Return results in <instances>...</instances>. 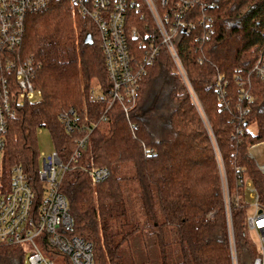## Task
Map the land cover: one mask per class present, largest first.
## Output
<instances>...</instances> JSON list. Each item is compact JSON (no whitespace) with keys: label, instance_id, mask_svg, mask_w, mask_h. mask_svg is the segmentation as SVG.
Returning <instances> with one entry per match:
<instances>
[{"label":"trees","instance_id":"16d2710c","mask_svg":"<svg viewBox=\"0 0 264 264\" xmlns=\"http://www.w3.org/2000/svg\"><path fill=\"white\" fill-rule=\"evenodd\" d=\"M132 17L136 26L149 23ZM188 20L193 28L179 29L175 44L194 96L160 48L140 82L129 119L115 104L106 121L100 120L105 105L89 100L94 84L105 93L109 88L93 24L68 0H54L27 25L21 57L36 64L33 82L42 98L24 104L10 123L3 161L23 167L39 203L37 130H47L54 150L66 160L76 140L94 125L59 188L74 221L69 235L92 245L93 264H128L125 248L136 240L144 253L131 264H153V249L158 264H231L221 180L207 127L221 154L230 194L235 196L243 179L264 204V176L246 156L249 144L264 142V78L252 72L264 55V0H202ZM86 35L90 44L84 43ZM71 108L78 130L67 133L58 115ZM92 168H105L109 176L95 183L87 174ZM129 179L137 184L142 222L127 218L123 182ZM232 209L238 262L249 264L255 250L243 225L246 208ZM43 251L70 264L45 243ZM24 259L22 247L0 249V264H24Z\"/></svg>","mask_w":264,"mask_h":264},{"label":"built area","instance_id":"2783aa9c","mask_svg":"<svg viewBox=\"0 0 264 264\" xmlns=\"http://www.w3.org/2000/svg\"><path fill=\"white\" fill-rule=\"evenodd\" d=\"M54 0H0V249L22 247L24 264H53L54 258L43 251L45 243L65 257L70 264H93L92 245L69 233L74 221L68 210L60 184L69 166L79 158L94 125L86 128L84 137L76 140V149L68 159L60 158L56 150L45 155L38 153L37 177L41 182V200H37V188L28 174L18 164L8 165L3 161L4 138L10 123L26 103L39 102L41 91L34 86L37 66L32 59L21 57V48L30 19L45 10ZM81 17L87 18L95 27L104 68L109 83L107 92L98 84L90 90L89 100L105 105V114L119 104L126 119L136 107L141 80L154 63L160 48L168 54L172 65L188 88L190 85L182 66L175 37L182 29L193 28L185 18L202 0H68ZM138 21L149 23L136 26ZM259 78H264V55H260L252 69ZM250 100L248 95H243ZM194 103L198 105L195 97ZM67 133L78 130L77 115L71 108L58 115ZM221 180L225 221L229 240L231 264H239L232 224L233 205L236 209H251L244 217V229L254 244L255 256L249 264H264V204L256 188L248 181L239 179L235 196L229 192L226 173L217 143L207 127ZM241 129L236 133L240 134ZM260 148L264 154V142L247 146L246 156L259 173L264 176V161L257 162L252 151ZM41 160V167H40ZM93 182H101L109 176L105 168L87 170ZM247 199L251 200L249 204ZM251 235V236H250ZM43 238V239H42ZM63 262V261H62ZM64 264V263H63Z\"/></svg>","mask_w":264,"mask_h":264},{"label":"rangeland","instance_id":"374dc122","mask_svg":"<svg viewBox=\"0 0 264 264\" xmlns=\"http://www.w3.org/2000/svg\"><path fill=\"white\" fill-rule=\"evenodd\" d=\"M249 131L251 134L256 133V129L254 125L248 126ZM37 146H38V152L43 153L45 155H49L54 151L53 144L51 141V138L45 129H39L37 130ZM252 156L257 162L264 161V154H262V151L260 148H256L252 151ZM40 167H41V160H40ZM126 174L127 177H130L132 175V169L131 167L126 168ZM123 188H124V197H125V206H126V214L127 218L129 220H133L135 222H142L143 221V212L142 208L139 203L138 199V189L137 184L134 180L129 179L123 182ZM247 202L249 204L252 203L251 200L247 199ZM247 214L251 213V209L246 211ZM249 236V234L247 233ZM251 236V235H250ZM130 246V247H129ZM125 248V251L127 252L126 262L128 264L136 263L140 260L142 257L144 250H143V244L139 242H133L131 245H129ZM178 249L177 245H173L172 251L176 252ZM158 251L153 249V256L151 255V258H155L156 260L153 264H158L160 262ZM53 264H63V262L59 259H54Z\"/></svg>","mask_w":264,"mask_h":264},{"label":"water","instance_id":"95a60500","mask_svg":"<svg viewBox=\"0 0 264 264\" xmlns=\"http://www.w3.org/2000/svg\"><path fill=\"white\" fill-rule=\"evenodd\" d=\"M84 43H88V44L91 43V38H90L89 35H86V36H85Z\"/></svg>","mask_w":264,"mask_h":264}]
</instances>
